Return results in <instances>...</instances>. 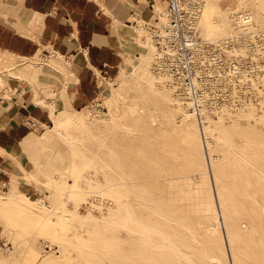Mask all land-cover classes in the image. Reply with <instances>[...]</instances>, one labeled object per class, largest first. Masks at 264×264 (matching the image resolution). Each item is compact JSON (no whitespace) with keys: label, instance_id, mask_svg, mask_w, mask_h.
Returning a JSON list of instances; mask_svg holds the SVG:
<instances>
[{"label":"rangeland","instance_id":"374dc122","mask_svg":"<svg viewBox=\"0 0 264 264\" xmlns=\"http://www.w3.org/2000/svg\"><path fill=\"white\" fill-rule=\"evenodd\" d=\"M216 1L231 22L242 9L250 11L254 17L253 36L245 46L233 41L236 49L230 50L234 55L229 54L230 63L235 61L233 58H240L239 79L233 83L228 80L227 84L201 86L211 92V98L206 99L207 106L201 103L202 106L194 111L190 108L192 104L180 97L176 87L167 84L164 76L161 77L165 80L160 78L152 58L148 70L152 73L154 86L145 82L143 72L136 64L139 53L148 50L150 44L147 46L141 41L139 35L143 36V33L136 28L138 38L134 39L144 49L129 61V69L120 73L117 79H101L97 98L78 107L79 112L72 109L63 111L61 116L55 113L58 119L65 120L61 132L51 129L54 125L51 122L44 133L43 130L33 132L43 135L35 136L38 140L30 149L19 151V155L13 157L18 176L11 177L9 188L0 189V200L5 201L12 193L16 199L27 196L41 206L36 207V211L0 206V264H125L123 249L127 241L139 240L137 232L127 229L126 224L135 223L134 220L127 222L128 210L144 224L162 227L179 238L184 235L181 232H186L188 238L195 237V245H200L205 226L213 221L191 192L202 171L207 172L210 194L215 205L217 202L215 212L226 250V263L236 264L218 189L222 186L221 191L226 194L232 190L241 200L246 197L244 202L237 201V210L248 207L250 193L254 191L261 195L264 189L240 161H233L222 173L221 180H216L210 155L220 161L227 152L233 154L237 147L220 138L215 127L210 125L206 130L203 124L206 119H221L239 146L246 140L237 131L238 126H234L235 119L237 115L251 113L247 120L262 134L264 143V10L260 7L264 6V0L259 6L247 3L249 0ZM155 10H159V6H155ZM221 17V13L211 7L210 0H203L200 28L202 32L207 22L212 26L210 40L230 36L228 32H219ZM244 33L247 34H241ZM200 35L204 38L203 33ZM43 60L37 55L33 58L35 62L30 63L28 59H10L1 54L3 82L0 86L3 85L0 96L3 98L1 94H8L4 90L6 82L12 84L15 78L23 80L29 72L35 77L42 65L57 68L52 61L43 63ZM227 69L214 68L212 72L221 75ZM159 84L170 88L172 96L193 112L202 152L197 150L199 146L193 133L189 137L181 130L178 124L181 116L174 108V113L168 112L167 116L164 113L154 89L161 87ZM49 102L53 104L51 99ZM52 104L46 106L53 108ZM112 112L119 116L112 119ZM238 156L241 159L242 156ZM171 183L181 184L183 188H176ZM13 186L15 190H11ZM10 201L13 200H6ZM236 218L239 229L249 232V217L240 215ZM65 247V255L57 256Z\"/></svg>","mask_w":264,"mask_h":264},{"label":"crops","instance_id":"0c3cea01","mask_svg":"<svg viewBox=\"0 0 264 264\" xmlns=\"http://www.w3.org/2000/svg\"><path fill=\"white\" fill-rule=\"evenodd\" d=\"M162 1L0 0V55L30 63L39 55L45 59L41 62L57 66L5 84L8 94L0 96V189L9 188L11 177L18 176L13 157L30 149L35 136L53 123L49 99L61 116L97 98L101 79H117L144 49L129 21L149 19Z\"/></svg>","mask_w":264,"mask_h":264},{"label":"bare ground","instance_id":"6f19581e","mask_svg":"<svg viewBox=\"0 0 264 264\" xmlns=\"http://www.w3.org/2000/svg\"><path fill=\"white\" fill-rule=\"evenodd\" d=\"M243 2L245 3V1ZM247 3L251 5L252 4L256 5L257 3V5L259 6V4H262V1L261 0H251V1L249 0ZM210 5L211 7L217 9L221 13L222 23L220 24L221 31L219 32H221L222 34L228 32L230 36H234V35H239V32H244V31L249 32L251 31L250 28L251 29L254 28L253 27V25L255 24V22L253 24L254 17L250 11H248L249 14L247 15V19H248V16L250 17L249 18L250 22H248L247 24H242L241 26V24L239 25L236 24V21H234V19L236 20L235 17L232 19V22L230 21L231 19H229V17L227 16L226 11L220 8L216 0H210ZM260 7H262L261 10H264L263 4ZM202 10H203V7H202ZM202 10H201V13H202ZM243 11L247 12L246 10L242 9V10H239V13ZM200 17H201V14H200ZM200 17L198 21L200 33L201 34L203 33L204 35L203 37L205 39H208V38L211 39L209 36V33L213 30V28L207 22L205 23L203 30L201 32ZM136 28L140 29V26L138 25L136 26ZM251 32H253V29ZM141 35H139V37H141ZM151 48L152 47L149 45V47L147 48L148 50L139 53L138 57L139 56L140 57H139V61L137 62L136 66H139L141 68L143 75L145 77V82L147 84H150L151 86H154L155 81L151 79L152 73L150 70H148L149 61L151 58L153 59L154 57V51L152 52L153 49ZM50 67L51 66L49 64L45 66L42 65L40 69L42 70L43 68H50ZM158 73L160 75V78L164 80L166 78L168 82V78L166 75L163 74V72L160 71ZM161 76H164L165 78ZM2 82H3V78L0 75V84ZM167 84L172 85L174 88L176 87L172 83L168 82ZM159 85H161V87L159 88L154 87V89L156 90L155 93L157 95V100L159 101L160 106L163 107L162 109H164V113L166 114V116L168 112L174 113L172 110L174 108L175 113H177L179 117L181 116L179 123H178L181 130L184 132H187L189 137H190V133H193L194 139L196 140L199 146L197 150H201V143H200V139L198 135L199 128H198V124L196 121L197 119L195 116H193L194 115L193 112L184 105L185 103H183L182 101H179L176 97L174 98L172 96V93H171L172 90L170 88L168 89L164 87L162 84H159ZM110 98L111 97H108V99ZM111 108L114 110L113 106ZM48 109H49L50 115L54 123L51 129L59 130V132H61L60 130L65 120L58 119L56 114L54 113L53 108L49 107ZM75 112H79V111L75 110ZM205 115L206 114L204 113V116ZM117 116L119 115H116L115 112H112L111 114L112 119H116ZM247 116H251V113L246 112V113L240 114L239 116L237 115L235 119L237 123L234 124V126H238L237 131L240 134L244 135V138L246 140L245 144H241L239 146L234 143L235 137L228 130L227 126L224 125V122L221 119H216V120L206 119L204 121L203 127L206 130L208 129L210 125L215 127L220 138H223L230 146L235 145L237 147V148H234L233 154L227 152L224 155L223 159L220 161H215L214 157L210 155V159H212L211 161L212 169L214 171L215 178H217L216 180L219 181L222 178L221 177L222 173L226 172L227 166H229L230 164H233V161L234 163L237 161H240L243 167L247 171L249 170L248 173H250L251 176L257 177L255 179V182L260 184L261 187L264 189V180L262 179L264 176V147H263L264 143L262 141L263 137L259 131H256L250 125V122L247 120ZM167 120L168 122H170V117L167 118ZM259 121L261 122L260 118H259ZM259 125H262V124L259 123ZM173 127H176V126H173ZM210 152H211V148H210ZM238 155L242 156L241 159L243 160H241ZM251 165L254 168H252ZM206 173H207L206 171H202V173H199L196 179L198 182L196 185V188L194 189L191 188L192 189L191 192L193 196L197 198L202 209L207 212L208 217L213 218L212 223L207 224L204 228V231H203L204 240L200 242V245H195V242H196V241L194 242L195 237L188 238L187 237L188 234L186 232H181L184 235H182V237L179 238L175 236L176 235L175 233L168 232V230L162 227H156L155 225L153 226L149 224H144L143 221L136 219L131 213V211L128 210L126 213L127 222H129L130 220H134L135 223L126 224L127 229L129 231L137 232L139 234L138 236L139 240L136 242L135 241L131 242V240L127 241V246H125L123 249L125 252L124 253L125 264H227L226 263V256H227L226 250L224 249V246L221 242V236H220V233L218 230V224H217L218 216H217V212H215L217 210V202L215 205L213 196L210 194L209 181L206 177ZM259 180L262 181L263 184H261ZM182 186L183 185L181 184H174V187L176 188L179 187V189H182L183 188ZM221 187L218 189V195L220 199V204L223 208L224 218L228 225L229 237H230V242H231V247L233 250V256H234L235 263L236 264H251V262L253 261V264H264V197H263L264 190H263V194L261 193V195L257 194L254 191L253 193H250L249 194L250 196H247L248 198L247 201L249 203V204L247 203V205L249 208L243 207L242 209L237 210L235 207L237 204V201L244 202L246 197L244 200L238 199L236 197L235 192H233L232 190H229V192L226 194L225 191L224 192L221 191ZM231 189H233V187H231ZM21 197H22V200H19V199H16L12 193L8 194L6 196V200H13V201L6 202V200L5 201L0 200V206H10L12 209L13 208H18V209L25 208L28 211H33V210L36 211L35 210L36 207L40 208L41 205L39 206L37 202L29 199V197L27 196H21ZM6 203H9V204H6ZM240 215L248 216L251 222L250 231L247 233L242 232L236 223V219H237L236 217ZM65 250H66V247L64 248V251H62L61 254L57 256L62 257L63 255H65ZM134 252L137 253V255Z\"/></svg>","mask_w":264,"mask_h":264},{"label":"built area","instance_id":"2783aa9c","mask_svg":"<svg viewBox=\"0 0 264 264\" xmlns=\"http://www.w3.org/2000/svg\"><path fill=\"white\" fill-rule=\"evenodd\" d=\"M156 6L159 10L154 8L149 19L129 22L140 26L143 33L141 41L151 45L155 71L163 72L169 78L168 82L176 86L180 97L192 104L190 108L195 111L211 98V92L201 86L219 82L227 84L228 80L233 83L239 79L240 58L235 57L232 59L235 61L230 63L229 57L234 55L230 50L236 49L233 41L245 46L253 33L247 31V34L240 32L223 39H205L201 37L198 25L203 0H163ZM248 14V11L238 12L234 21L241 26L247 24L250 22ZM214 68L229 70L220 71L219 75L212 72ZM30 124L31 127L36 126L33 121Z\"/></svg>","mask_w":264,"mask_h":264}]
</instances>
